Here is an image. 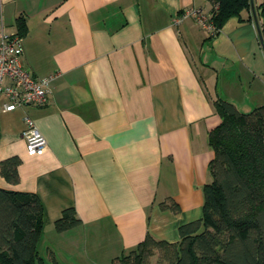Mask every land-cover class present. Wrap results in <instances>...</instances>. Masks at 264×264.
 I'll return each mask as SVG.
<instances>
[{
	"label": "crops",
	"instance_id": "crops-1",
	"mask_svg": "<svg viewBox=\"0 0 264 264\" xmlns=\"http://www.w3.org/2000/svg\"><path fill=\"white\" fill-rule=\"evenodd\" d=\"M251 1L255 19L250 6L209 38L171 18L210 12V0H0V34L23 21V66L56 75L43 107L0 102V161L20 159L18 182L0 176V188L39 197L45 264H116L146 234L174 243L201 218L213 101L264 106V0ZM24 115L46 140L41 156L26 153ZM67 208L80 224L57 233Z\"/></svg>",
	"mask_w": 264,
	"mask_h": 264
},
{
	"label": "trees",
	"instance_id": "trees-1",
	"mask_svg": "<svg viewBox=\"0 0 264 264\" xmlns=\"http://www.w3.org/2000/svg\"><path fill=\"white\" fill-rule=\"evenodd\" d=\"M210 1L217 30L250 7V0ZM259 10L264 19V2ZM23 26L18 22L21 36ZM213 105L220 122L208 133L213 157L210 181L202 189L201 218L180 226L174 243L146 234L116 263L150 264L156 257V264H264V106L243 112L221 97ZM19 164L16 156L0 161V176L16 184ZM161 206L178 210L175 204ZM43 220L36 194L0 188V264H45L38 252ZM79 224L74 209L67 208L54 229L62 233ZM49 258L57 264L53 255Z\"/></svg>",
	"mask_w": 264,
	"mask_h": 264
},
{
	"label": "built area",
	"instance_id": "built-area-1",
	"mask_svg": "<svg viewBox=\"0 0 264 264\" xmlns=\"http://www.w3.org/2000/svg\"><path fill=\"white\" fill-rule=\"evenodd\" d=\"M185 20H192L209 38L215 37L217 30L212 14L202 8L188 7L180 10L171 18V25L178 27ZM23 37L18 33L0 34V102L2 110L11 112L24 107H43L50 94V83L55 74L38 78L22 64ZM22 137L28 156H41L47 143L36 128L33 120L23 116Z\"/></svg>",
	"mask_w": 264,
	"mask_h": 264
},
{
	"label": "water",
	"instance_id": "water-1",
	"mask_svg": "<svg viewBox=\"0 0 264 264\" xmlns=\"http://www.w3.org/2000/svg\"><path fill=\"white\" fill-rule=\"evenodd\" d=\"M250 6H251L252 15H253V17L255 19V13H254V10H253V4H252L251 0H250ZM259 40L261 42L262 49H264V41H262V36H261L260 32H259Z\"/></svg>",
	"mask_w": 264,
	"mask_h": 264
},
{
	"label": "rangeland",
	"instance_id": "rangeland-1",
	"mask_svg": "<svg viewBox=\"0 0 264 264\" xmlns=\"http://www.w3.org/2000/svg\"><path fill=\"white\" fill-rule=\"evenodd\" d=\"M40 255H41V253H40ZM80 264H97V263L83 262V263H80ZM100 264H102V263H100ZM107 264H109V263H107ZM116 264H119V263H116ZM150 264H156V257H153V258L150 259Z\"/></svg>",
	"mask_w": 264,
	"mask_h": 264
}]
</instances>
